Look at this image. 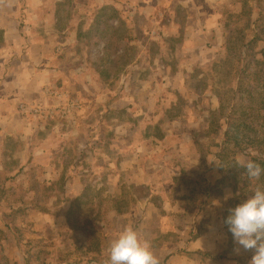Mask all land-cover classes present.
<instances>
[{"label":"rangeland","instance_id":"1","mask_svg":"<svg viewBox=\"0 0 264 264\" xmlns=\"http://www.w3.org/2000/svg\"><path fill=\"white\" fill-rule=\"evenodd\" d=\"M7 1L16 19L18 0ZM42 3L51 29L68 33L51 50L66 72L16 106L11 125L0 118V264H105L137 224L148 237L162 228L159 243L168 230H210L216 262L249 264L224 223L246 199L225 187L230 167L214 154L232 109L241 115L248 95L264 103V0ZM243 131L219 143L221 160L259 154ZM240 175L245 190L264 180Z\"/></svg>","mask_w":264,"mask_h":264},{"label":"crops","instance_id":"2","mask_svg":"<svg viewBox=\"0 0 264 264\" xmlns=\"http://www.w3.org/2000/svg\"><path fill=\"white\" fill-rule=\"evenodd\" d=\"M26 1L18 0L16 19L9 15L12 13L10 11L12 6L7 0L2 1V8L5 9L0 12V27L3 30L9 29L5 31L3 41H0V118L6 115L4 117L6 125L13 122L11 116L13 109L16 111V106L25 109L34 105L36 99H33L40 93L41 85L48 82V77L62 78L66 72L64 65L58 64V57L53 56L51 50L56 44L60 46L66 44L68 33L60 34L51 29L44 15L41 16L44 12L40 11L45 10L42 0H33V4L30 2L25 4ZM38 11L40 15L36 16ZM45 16L49 17L48 14ZM36 28L40 30L45 28V32L36 35ZM22 100L27 103H20ZM30 101L32 103H28ZM118 215L120 214L114 212L108 218H119ZM137 226L138 230L135 231L139 238L150 243L151 251L159 259L160 264H221L216 262L218 258L216 254L222 243L215 232L206 230L198 234L192 233L190 229L185 232L183 229L168 228L166 230L174 232V235H170L172 237L166 242L159 243L156 236L162 232V228L154 229L152 235L148 237L140 235L144 225Z\"/></svg>","mask_w":264,"mask_h":264},{"label":"clouds","instance_id":"3","mask_svg":"<svg viewBox=\"0 0 264 264\" xmlns=\"http://www.w3.org/2000/svg\"><path fill=\"white\" fill-rule=\"evenodd\" d=\"M246 176L259 179L262 171L255 162L240 161ZM224 223L228 226L233 240L239 249L253 253L249 264H264V190L256 188L254 193L229 210ZM105 264H160L151 251L147 240L141 241L137 232L125 228L110 244Z\"/></svg>","mask_w":264,"mask_h":264},{"label":"trees","instance_id":"4","mask_svg":"<svg viewBox=\"0 0 264 264\" xmlns=\"http://www.w3.org/2000/svg\"><path fill=\"white\" fill-rule=\"evenodd\" d=\"M110 10H113V7H110ZM114 12V17L113 18H117L116 12L115 10H113ZM78 37H81V35L79 34ZM252 95H248V104L247 105H243L241 103L238 104V107L240 109L243 110V112L241 113V115H239L238 117H234L233 115H236V111L237 109H232L231 114H229V116L227 117L228 120L225 121L224 126L226 127L223 131H222V140L220 143V145H222L221 143H224V145H226V134L229 133L231 131V129H237V131L239 129H241V131H243V129L246 131V129H248L249 131H252L254 136L250 137V138H246V140L248 141L249 147L248 148H257L259 153L258 155L254 156L251 155L250 153L247 154L248 160H251L253 162H255L256 164H258L262 170H264V157H262L261 155H263L264 153V138L258 136L257 132L259 129H263L264 128V103H260L259 108L256 109L253 106H256L255 100L253 98ZM261 106V107H260ZM251 112H253V115L251 114ZM250 120V121H248ZM258 121V122H256ZM243 128V129H242ZM220 127L218 128L217 131H219ZM244 132V131H243ZM219 143H216L218 150L217 152L214 154V157L217 158V160L219 161H224V163H226V165L228 167H230V172L226 173V177L223 180V182H227L225 187H232V191L235 192L236 198L237 199H247L249 198L253 193L254 190L256 189V184L255 183H249V187L248 189H244L243 185H240L239 181H246V177L244 175H240V172H245V169L240 165L239 162L237 161H232L231 163H227V161L225 160H221L222 158V153L224 151V148L221 147L219 145ZM255 150V149H254ZM264 172V171H262ZM239 179V181H238ZM223 182H220L219 185H216L215 188H220V185H222ZM225 182V183H226ZM41 186V185H40ZM211 187V186H210ZM259 188H261L262 190H264V180H260L259 181V186H257ZM212 188V187H211ZM214 188V189H215ZM254 188V190H253Z\"/></svg>","mask_w":264,"mask_h":264}]
</instances>
